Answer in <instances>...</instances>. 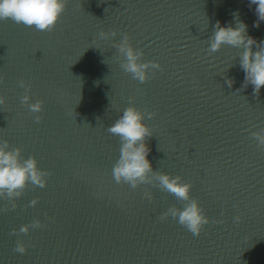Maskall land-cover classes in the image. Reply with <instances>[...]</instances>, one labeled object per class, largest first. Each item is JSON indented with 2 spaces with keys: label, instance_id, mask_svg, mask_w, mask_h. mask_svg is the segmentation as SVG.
<instances>
[{
  "label": "water",
  "instance_id": "1",
  "mask_svg": "<svg viewBox=\"0 0 264 264\" xmlns=\"http://www.w3.org/2000/svg\"><path fill=\"white\" fill-rule=\"evenodd\" d=\"M255 7L250 0H67L51 32L0 20V146L21 148V160L35 156L51 173L44 188L29 183L19 197L0 196V264H264V148L252 135L264 129V87L259 96L251 84L242 87L243 49L208 52L217 21H243L264 41V21L253 26ZM113 30L115 37H99ZM125 33L143 61L162 66L145 83L120 66L114 45ZM20 80L31 86L30 103L44 102L41 113L21 103ZM130 104L156 114L144 121L153 132L151 183L136 189L115 183L121 142L107 131ZM157 172L192 185L209 219L199 236L160 219L190 201L162 191ZM17 241L25 253L14 251Z\"/></svg>",
  "mask_w": 264,
  "mask_h": 264
},
{
  "label": "clouds",
  "instance_id": "2",
  "mask_svg": "<svg viewBox=\"0 0 264 264\" xmlns=\"http://www.w3.org/2000/svg\"><path fill=\"white\" fill-rule=\"evenodd\" d=\"M66 4L67 0H0V20L10 19L16 24L34 27L37 31L51 32L64 13ZM250 5L256 6L255 13L258 19L253 26L259 28L260 21H264V0H250ZM116 35L115 30L99 33V37L105 40ZM209 44V53L219 51L224 45L243 49L240 53V67L245 73L242 87L246 88L251 84L253 96H259L261 88L264 87V47H260V45H264V41L258 42L248 35L247 25L243 21L238 20L235 27L221 26V23L217 21ZM254 46L257 48L255 51L253 50ZM114 47L124 57V62L120 65L121 68L140 83H145L149 79V70H152L154 75V70L162 67L156 61H143V50L134 48L130 42V36L126 33ZM2 82L0 80V83ZM226 82L231 87L234 80L228 79ZM18 85L25 89L21 103L27 106L31 113H41L43 101L37 100L30 103L31 86L24 80H20ZM4 103L5 98L0 96V105ZM146 115L147 119H151L156 114L154 112L146 113L130 104L123 114L107 128V131L111 135L119 137L121 142L119 158L112 167V177L115 183L127 184L132 189H136L142 184L151 183L149 174L153 172V169L147 158L151 149L146 141L153 135V132L144 122ZM41 120L42 116H35L37 123ZM261 132H264V129ZM261 132L252 133V135L259 141L258 145L264 148V135H261ZM7 147L8 142L3 141V145L0 146V196L7 193L9 198L19 197L29 183L40 188L46 187L45 177H49L51 173L39 167L36 157L30 156L21 160V148L5 151ZM154 176L162 191L174 195L178 200L190 201L183 208L170 207L160 216V219L166 220L171 217L194 236H199L204 226L209 223V219L204 214L199 202L191 197L192 185L181 182L180 176L173 177L161 172L154 173ZM144 196L148 199L152 198L148 192H145ZM35 203L34 200L31 205H35ZM235 220L239 223L241 217L237 216ZM32 227L40 228V221H33ZM19 232L27 234L28 226H21ZM11 234L15 235L16 230L14 229ZM14 251L23 254L26 252V246L21 241H17Z\"/></svg>",
  "mask_w": 264,
  "mask_h": 264
}]
</instances>
